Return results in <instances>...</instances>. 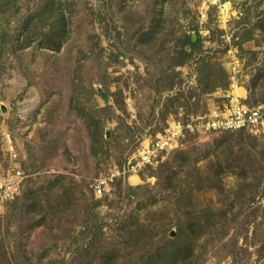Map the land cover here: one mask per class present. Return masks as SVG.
Segmentation results:
<instances>
[{
  "label": "rangeland",
  "instance_id": "obj_1",
  "mask_svg": "<svg viewBox=\"0 0 264 264\" xmlns=\"http://www.w3.org/2000/svg\"><path fill=\"white\" fill-rule=\"evenodd\" d=\"M230 49L263 100L264 0H0V175H25L0 264H144L175 237L169 264H264V137L150 148L218 103Z\"/></svg>",
  "mask_w": 264,
  "mask_h": 264
},
{
  "label": "built area",
  "instance_id": "obj_2",
  "mask_svg": "<svg viewBox=\"0 0 264 264\" xmlns=\"http://www.w3.org/2000/svg\"><path fill=\"white\" fill-rule=\"evenodd\" d=\"M231 54L229 88L220 93L217 104L204 115L190 117L184 124L180 123L166 129L159 135L150 148L153 154L169 151L180 146L185 130L193 132H222V131H246L248 133L264 137V99L251 100L249 95H241L239 90L244 88L239 78L241 61L238 54ZM231 56V55H230ZM149 148V149H150ZM14 160L18 154L14 152ZM145 161H151L152 155L146 153ZM138 160L133 161L135 166ZM116 175L111 174L99 179L94 184L97 196L103 195L106 189L114 182ZM25 178L21 166H11L7 172L0 175V198L7 200L13 197Z\"/></svg>",
  "mask_w": 264,
  "mask_h": 264
},
{
  "label": "trees",
  "instance_id": "obj_3",
  "mask_svg": "<svg viewBox=\"0 0 264 264\" xmlns=\"http://www.w3.org/2000/svg\"><path fill=\"white\" fill-rule=\"evenodd\" d=\"M188 45H191L192 47H196L197 42H194L191 37L187 43ZM186 52V51H185ZM252 87L247 88L248 92H249V98H251V94H252ZM231 131V130H228ZM224 132V131H222ZM237 132H241V131H237ZM187 161V159L183 156L181 158V164H186L185 162ZM220 174V173H218ZM185 228H180L179 232L182 233L185 232ZM169 245L164 244V246H160L158 247V249H156L155 253L148 258V260L144 263V264H169L171 261L177 260L180 258V249H179V245L176 241V237L175 239H173L172 241H170L168 243Z\"/></svg>",
  "mask_w": 264,
  "mask_h": 264
},
{
  "label": "crops",
  "instance_id": "obj_4",
  "mask_svg": "<svg viewBox=\"0 0 264 264\" xmlns=\"http://www.w3.org/2000/svg\"><path fill=\"white\" fill-rule=\"evenodd\" d=\"M239 93H240L241 95H249V92H248V90H247L246 87L240 89V90H239Z\"/></svg>",
  "mask_w": 264,
  "mask_h": 264
},
{
  "label": "bare ground",
  "instance_id": "obj_5",
  "mask_svg": "<svg viewBox=\"0 0 264 264\" xmlns=\"http://www.w3.org/2000/svg\"><path fill=\"white\" fill-rule=\"evenodd\" d=\"M134 178H135V177H133L132 179H134ZM132 179H131V180H132ZM136 179H138V178H135V180H136ZM138 180H139V179H138ZM133 181H134V180H133Z\"/></svg>",
  "mask_w": 264,
  "mask_h": 264
}]
</instances>
